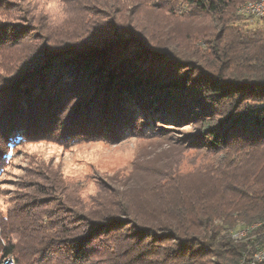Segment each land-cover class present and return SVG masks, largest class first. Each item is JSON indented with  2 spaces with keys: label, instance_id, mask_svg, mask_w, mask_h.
Instances as JSON below:
<instances>
[{
  "label": "trees",
  "instance_id": "trees-1",
  "mask_svg": "<svg viewBox=\"0 0 264 264\" xmlns=\"http://www.w3.org/2000/svg\"><path fill=\"white\" fill-rule=\"evenodd\" d=\"M160 1L154 7L168 15L209 22L198 47L178 49L143 33L129 15L139 0H81L87 22L79 35L45 37L0 22V53L27 35L39 42L0 63V175L25 142L115 145L162 138L174 127L187 130L178 145L220 157L219 191L178 188L175 164L135 168L147 180L140 184L104 183L91 206L67 207L51 196L57 187L32 186L41 198L0 216V257L15 264H247L264 248V21L250 27L237 14L258 0ZM117 7L121 18L112 13ZM238 226L250 229L241 241L233 238Z\"/></svg>",
  "mask_w": 264,
  "mask_h": 264
},
{
  "label": "rangeland",
  "instance_id": "rangeland-1",
  "mask_svg": "<svg viewBox=\"0 0 264 264\" xmlns=\"http://www.w3.org/2000/svg\"><path fill=\"white\" fill-rule=\"evenodd\" d=\"M80 1L0 0L2 6H6L8 2L12 4L2 7L0 22L28 25L31 32L35 30L37 35L45 37L62 33L79 35L78 31L87 22L86 15L77 10L79 8L76 4ZM159 1L139 0L130 10V18L139 25L138 28L143 30V33L156 40L172 43L182 50L198 47L200 40L210 31L209 22L168 15L165 10L154 7L155 2ZM119 12L120 8L117 7L112 13ZM237 14L240 16L238 11ZM116 16L121 18V14ZM240 17L250 24V27L258 23V19ZM34 36L27 35L19 46L0 53V63L6 58L30 53L39 43ZM171 128L172 130L162 138L151 135L128 137L115 145L79 141L62 146L55 142L37 141L16 146L0 175V216L6 217L18 208L33 204L32 202L29 205L33 199L41 198L32 186L43 185L44 189L57 187L58 193L51 196L67 207H73L74 203L81 200L91 206V200L99 194L104 183L110 188L116 186V182L127 180H137L140 184L141 181L147 180H142V175H133L135 168H144V171L147 168L162 170L165 165L171 164L178 167V173L175 175L180 185L178 188L216 194L222 181L214 173L220 157L190 151L183 142L178 145L187 130ZM53 183L55 185H52ZM56 207L53 205L50 209L55 210ZM249 230L238 226L232 232L233 238L241 241L249 235ZM8 259L13 260V257L1 256L0 264Z\"/></svg>",
  "mask_w": 264,
  "mask_h": 264
},
{
  "label": "bare ground",
  "instance_id": "bare-ground-1",
  "mask_svg": "<svg viewBox=\"0 0 264 264\" xmlns=\"http://www.w3.org/2000/svg\"><path fill=\"white\" fill-rule=\"evenodd\" d=\"M262 6H264V0L249 1L244 3L238 8V13L240 14V16L246 18L258 19L257 8H260ZM263 256H264V249L255 255V257L253 258L250 264H256L257 261ZM262 263H264V260L260 262V264ZM12 264H14L13 260H12Z\"/></svg>",
  "mask_w": 264,
  "mask_h": 264
},
{
  "label": "built area",
  "instance_id": "built-area-1",
  "mask_svg": "<svg viewBox=\"0 0 264 264\" xmlns=\"http://www.w3.org/2000/svg\"><path fill=\"white\" fill-rule=\"evenodd\" d=\"M257 12H258V20H262L264 21V6L257 8ZM264 260V256L261 257L256 264H260L261 261ZM1 264H12V259H8L3 261Z\"/></svg>",
  "mask_w": 264,
  "mask_h": 264
}]
</instances>
